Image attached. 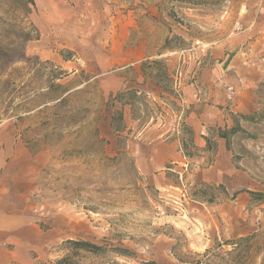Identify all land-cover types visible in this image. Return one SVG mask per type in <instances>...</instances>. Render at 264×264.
Returning a JSON list of instances; mask_svg holds the SVG:
<instances>
[{
    "label": "rangeland",
    "instance_id": "1",
    "mask_svg": "<svg viewBox=\"0 0 264 264\" xmlns=\"http://www.w3.org/2000/svg\"><path fill=\"white\" fill-rule=\"evenodd\" d=\"M256 1L0 0V155L14 160L18 147L19 160H41L39 223L67 230L41 264L68 256L66 239L100 246L75 249L73 264H264V77L257 110L212 128L204 153L174 124L194 160L169 164L166 178L143 174L127 147L176 117L179 78H197L210 44L235 36ZM137 40L148 53L121 69ZM138 73L158 81V99L133 84Z\"/></svg>",
    "mask_w": 264,
    "mask_h": 264
},
{
    "label": "crops",
    "instance_id": "2",
    "mask_svg": "<svg viewBox=\"0 0 264 264\" xmlns=\"http://www.w3.org/2000/svg\"><path fill=\"white\" fill-rule=\"evenodd\" d=\"M242 21L235 36L210 44L209 63L199 68L197 78L185 74L179 78L177 118L171 114L165 120L155 118L130 138L127 147L139 161L143 174H156L157 180H162L169 164L175 171L182 169L185 160H194L183 154L182 141L175 137L181 129L174 124H183L188 131L184 141L193 151L204 153L212 128L229 124L233 115L248 117L257 110L256 89L264 77V0H257L253 7L245 9ZM124 39L119 36L111 41V53L112 49L121 50ZM128 51L136 54L135 61L121 69L130 66L138 69L137 65L148 53L147 43L137 40L125 49ZM227 51L232 53L224 55ZM167 68L172 72L174 67L167 64ZM141 74H137L133 84L140 86L149 100L158 99L163 94L161 86ZM10 150L14 160H5L7 155H0V264H38L47 259L51 247L67 238V230L51 223L42 227L39 223L36 198L40 194L41 160H19L26 155L24 148ZM224 157L218 146L216 160ZM216 209L223 210L224 205H216Z\"/></svg>",
    "mask_w": 264,
    "mask_h": 264
},
{
    "label": "trees",
    "instance_id": "3",
    "mask_svg": "<svg viewBox=\"0 0 264 264\" xmlns=\"http://www.w3.org/2000/svg\"><path fill=\"white\" fill-rule=\"evenodd\" d=\"M31 3L32 0H29ZM28 34V33H27ZM157 66H159V74L158 76L169 78V75L167 74L166 68L162 65L160 61L154 62ZM143 73V72H142ZM158 83V81L156 82ZM136 93V91H134ZM64 244H67L68 248L71 249L70 254L68 256H65L64 258H61L57 261L58 264H73L70 261V255L74 253L75 249H81L89 252H95L100 249V246H97L91 242L84 241V240H73V239H66L63 241Z\"/></svg>",
    "mask_w": 264,
    "mask_h": 264
}]
</instances>
